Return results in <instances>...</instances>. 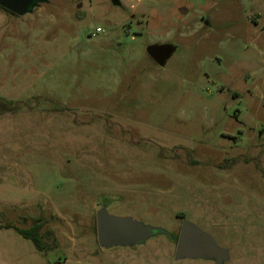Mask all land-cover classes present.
Wrapping results in <instances>:
<instances>
[{
  "label": "rangeland",
  "instance_id": "obj_1",
  "mask_svg": "<svg viewBox=\"0 0 264 264\" xmlns=\"http://www.w3.org/2000/svg\"><path fill=\"white\" fill-rule=\"evenodd\" d=\"M0 104V264H217L176 258L184 221L264 264V0L0 7ZM103 208L166 233L106 249Z\"/></svg>",
  "mask_w": 264,
  "mask_h": 264
},
{
  "label": "water",
  "instance_id": "obj_2",
  "mask_svg": "<svg viewBox=\"0 0 264 264\" xmlns=\"http://www.w3.org/2000/svg\"><path fill=\"white\" fill-rule=\"evenodd\" d=\"M45 0H0V7L24 16ZM175 48L172 45H152L147 52L163 64ZM162 58V59H161ZM159 233L160 228L144 225L132 217L112 215L106 208L97 213V234L99 244L106 248L139 245ZM177 259H208L224 264L229 259L226 249L219 247L215 239L195 225L184 221L176 247Z\"/></svg>",
  "mask_w": 264,
  "mask_h": 264
},
{
  "label": "trees",
  "instance_id": "obj_3",
  "mask_svg": "<svg viewBox=\"0 0 264 264\" xmlns=\"http://www.w3.org/2000/svg\"><path fill=\"white\" fill-rule=\"evenodd\" d=\"M6 11H8V10H6ZM1 105L2 104H0V107H1ZM44 225H45V223L42 219H37V220H35L33 225L28 229H22V228H18V227H16L15 229L25 239L31 240L34 243L37 250H39L40 252H44L48 248V245L46 244L44 237H43V234H42V230L44 228ZM6 228H11V226H8Z\"/></svg>",
  "mask_w": 264,
  "mask_h": 264
},
{
  "label": "crops",
  "instance_id": "obj_4",
  "mask_svg": "<svg viewBox=\"0 0 264 264\" xmlns=\"http://www.w3.org/2000/svg\"><path fill=\"white\" fill-rule=\"evenodd\" d=\"M255 17H257V19L256 20H258L259 18H261L262 17V15L261 14H257Z\"/></svg>",
  "mask_w": 264,
  "mask_h": 264
},
{
  "label": "built area",
  "instance_id": "obj_5",
  "mask_svg": "<svg viewBox=\"0 0 264 264\" xmlns=\"http://www.w3.org/2000/svg\"><path fill=\"white\" fill-rule=\"evenodd\" d=\"M57 264H63V263H57Z\"/></svg>",
  "mask_w": 264,
  "mask_h": 264
}]
</instances>
